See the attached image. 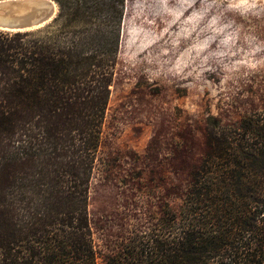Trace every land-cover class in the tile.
Instances as JSON below:
<instances>
[{
  "label": "trees",
  "instance_id": "trees-1",
  "mask_svg": "<svg viewBox=\"0 0 264 264\" xmlns=\"http://www.w3.org/2000/svg\"><path fill=\"white\" fill-rule=\"evenodd\" d=\"M56 1L49 31L0 30V264H98L88 204L128 0ZM206 146L179 208L105 264H264V107Z\"/></svg>",
  "mask_w": 264,
  "mask_h": 264
},
{
  "label": "rangeland",
  "instance_id": "rangeland-1",
  "mask_svg": "<svg viewBox=\"0 0 264 264\" xmlns=\"http://www.w3.org/2000/svg\"><path fill=\"white\" fill-rule=\"evenodd\" d=\"M263 107L264 0H128L88 204L98 264L179 208L209 124Z\"/></svg>",
  "mask_w": 264,
  "mask_h": 264
},
{
  "label": "water",
  "instance_id": "water-1",
  "mask_svg": "<svg viewBox=\"0 0 264 264\" xmlns=\"http://www.w3.org/2000/svg\"><path fill=\"white\" fill-rule=\"evenodd\" d=\"M57 14L55 0H0V30H38L50 25Z\"/></svg>",
  "mask_w": 264,
  "mask_h": 264
}]
</instances>
